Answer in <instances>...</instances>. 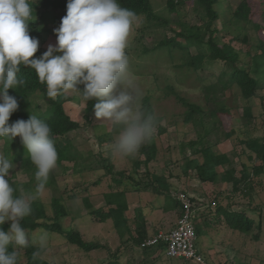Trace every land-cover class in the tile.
I'll list each match as a JSON object with an SVG mask.
<instances>
[{"label":"rangeland","instance_id":"1","mask_svg":"<svg viewBox=\"0 0 264 264\" xmlns=\"http://www.w3.org/2000/svg\"><path fill=\"white\" fill-rule=\"evenodd\" d=\"M54 1L67 4V0ZM239 2L220 0L215 5L218 18L211 28H215L219 43L231 42L239 54V65L252 68V59L259 52L258 35L264 38V0L251 2L255 9L252 19L262 27L259 32L254 29L252 22L234 18L233 11ZM151 4L161 20H149L142 14L135 16L125 49L129 58L127 78L134 85L139 103L143 96L148 95L154 115L166 129L162 134L153 130L156 156L148 163L149 173L144 172L142 164L135 165L144 158L140 149L127 158L113 157L110 147L122 129L111 133V122L97 119L94 111H85L86 100L82 90L65 91L69 99L64 104V110L78 122V128L69 132L60 142L68 145L73 157L56 165L44 191L33 201L49 207L52 197L60 198L69 210V215L61 220V224L79 231L84 240L99 242L106 245L107 249L84 252L67 242L62 235L42 228L26 230L29 243L40 249V257L49 264H102L110 261L111 254L117 250L115 259L119 264H139L143 260L151 262V256L154 257V264H188L181 258L167 259L162 254L144 257L141 250L130 243L126 246L121 244V238L125 239L126 234L119 236L111 219L100 222L88 215L83 206V197L87 196L94 204H101L104 193L125 188L114 182V178H119L117 174L106 172L104 165L108 158L114 171L123 172L125 180L130 176L129 179L133 177L140 182L147 181L152 179V174H157L170 183V196L171 192H183L190 197L198 213L196 220L200 229L196 248L207 264H264V173L254 177L251 188L244 183L237 191H232L230 183L202 180L195 170V161H202V155L197 150L206 145L231 160L236 175L242 168L251 173L255 164L264 165L247 145L253 139L264 144V82H260L261 88L256 97L245 100L235 86L228 83L224 85L231 70L229 64L210 61L204 54L198 53L194 46H190L187 52L173 47H159L161 40L173 37L174 32L187 26H199L206 37L204 27L208 19L196 0H177L175 12L169 11L166 0H151ZM47 10L56 20L47 18L42 23L43 32L34 36L39 40L35 57L45 52L50 44H56L57 36L53 30L59 27L62 17L66 15V6L52 5ZM43 11L40 8L34 14L35 18ZM78 87L82 89L83 85ZM179 98L197 104L206 113H213L217 106L223 104L229 113L225 116L217 114L213 118L206 116L203 120L197 116L187 118L188 109ZM32 107L35 111L45 109L44 102L37 94L32 98ZM219 122H222L221 125ZM0 155L12 159L14 164L5 177L10 186L16 190L17 196L23 195L30 199L36 194L35 165L30 158L22 160L14 150H7L1 138ZM216 170L220 173L223 168L217 166ZM128 190L126 187V192ZM132 192L134 195L129 200L130 206L124 213L130 226L136 222V204L143 206L152 200L160 203L164 201V196L154 197L152 191L142 189V186ZM213 202L225 208L245 210L249 216H256L252 209L259 207V238L254 240L251 235L229 228L222 215L218 218L215 215L216 205ZM179 215L178 210L177 217ZM41 236L46 237L45 248H40ZM18 251L20 263H23L26 259L25 249Z\"/></svg>","mask_w":264,"mask_h":264},{"label":"clouds","instance_id":"2","mask_svg":"<svg viewBox=\"0 0 264 264\" xmlns=\"http://www.w3.org/2000/svg\"><path fill=\"white\" fill-rule=\"evenodd\" d=\"M34 19L31 0H0V138L12 141L20 137L36 167L37 182L36 194L30 199L15 195L5 178L14 164L0 155V264H20L18 249L27 248L30 242L21 221L31 215V201L44 191L58 160L47 122L31 114L27 120L9 124L19 108L9 89L25 84L18 78L21 65L35 70L51 99L67 90H82L86 101L96 100L95 117L122 128L110 147L113 157L134 155L150 139L155 125L154 117L142 110L127 78L125 49L135 23L133 11L121 7L118 0H67L66 15L53 30L57 42L39 57L34 56L39 40L29 33V22ZM8 221L10 226L4 230ZM45 247L46 237L41 236L40 248ZM38 255L34 253L33 258Z\"/></svg>","mask_w":264,"mask_h":264},{"label":"trees","instance_id":"3","mask_svg":"<svg viewBox=\"0 0 264 264\" xmlns=\"http://www.w3.org/2000/svg\"><path fill=\"white\" fill-rule=\"evenodd\" d=\"M204 11L206 18L208 19L204 30L207 32L205 37L201 33V28L197 25L183 27V30L174 32L173 37L164 38L158 44L159 47L167 46L178 48L182 51L187 52L190 46H194L198 53L204 54L210 61H220L227 63L230 66V72L228 75V80L225 84L235 86L240 93V96L245 100H251L256 97L257 92L260 90V82H264V38L258 35V45L257 50L259 51L252 59V68L248 65H239V54L233 48L230 41L219 43L216 39V30L211 28V25L218 18V11L215 5L220 0H196ZM177 0H166V5L171 12L176 10ZM252 0H240L233 11V16L237 20H243L249 23H253L254 29L259 32L262 30L260 24L255 22L253 14L255 12L252 6ZM33 13L36 14L40 8H43V12L37 16L34 20L29 22V33L31 36H37L43 32L44 28L42 23L46 21L47 18L54 21L56 17L50 14L47 10L49 6L60 5L66 6L67 4L62 2H55L54 0H37L32 2ZM121 7L127 8L137 15H145L149 20H161L159 16L155 14L152 8L151 0H118ZM47 10V11H46ZM254 21V22H253ZM181 39L183 41H181ZM245 41V38H243ZM18 78L25 80V84L18 87V89H9V94L17 98L19 102V108L14 112L9 119V124L17 119L27 120L31 114L36 115L38 118L47 122L51 128V138L53 139L55 148L58 153L57 164L62 161L69 160L73 157L68 149V145L61 143L60 140L67 137L68 133L78 128V122L65 112L64 104L69 99L65 92L59 94L55 99H51L47 95L46 84L40 83L35 70L30 67H25L21 65L20 72L18 73ZM38 95L45 104V109L43 111H35L32 107V98ZM180 101L187 107V118L197 116L200 120L209 116L210 118L215 117L217 114L220 116H225L229 113L227 106L221 104L217 106L214 112L206 113L200 106L194 103H189L183 98H179ZM96 100L86 101L85 111H94V104ZM140 106L145 114L152 115L155 120L154 129H156L158 134L165 132V127L159 122V118L154 115V110L150 102V97L145 95L140 100ZM37 107V106H36ZM215 122V121H214ZM220 125L222 122H219ZM217 126V125H216ZM121 126H113L110 130L111 133H116L121 130ZM5 142V147L7 150H14L15 154L23 159L30 158L27 149L22 145L20 137H16L12 141L7 138H1ZM249 148L254 151L256 158L260 159L264 163V144H261L259 140L253 139L247 142ZM202 155V161L200 163L195 161V170L197 175L202 180H209L211 182H216L218 180H223L226 183H230L232 191H237L242 184L251 185L253 183L254 177H257L264 173V165L262 163L255 164L252 167V172H248L246 168H242L238 171L236 175V170L232 165L231 160H229L225 155L215 152L210 145H206L199 150H197ZM140 153L144 157L143 160L136 162L137 165L144 166V172L149 173L147 168L148 163L152 161L156 156V144L154 142L153 136L146 141L140 147ZM251 158V157H249ZM108 161L104 167L107 173L117 174L119 178H114V182L117 185H124L125 188L112 189L103 196V202L101 204L92 203L87 196L82 198L83 206L86 209L88 215L96 219L97 221L104 222L111 219L114 229L117 230L119 236L123 233L126 234V238L121 241L123 246L130 243L133 247L140 249L144 257H148L155 254H163V246H150L141 247L140 244L147 238V232L145 229V220L139 214L136 215V222L134 224V233L131 232L130 223L125 212L128 209L127 202L125 200L126 186L131 185L135 190L147 189L152 191L157 195H163L166 203L169 207H174L181 213L182 206L180 202L173 196H170L169 185L165 178L157 174H152V179H147V181H141L135 178H130V176L125 178L122 171H114L112 164L108 158ZM221 166L223 168L222 172H217L216 167ZM129 183V184H128ZM248 193V192H247ZM15 195L16 192H15ZM169 200V201H168ZM215 211L217 218L222 215L225 224L232 230L239 231L245 235H251L254 240L259 238L261 233L260 228V208H253L252 210L256 213V216H249L245 210H235L229 207H223L221 204H216ZM32 213L31 215L25 217L21 224L25 230H35L42 228L49 232H54L62 235L67 242L76 246L78 249L89 252L97 249H107L106 245L99 242L86 241L82 238L79 231L75 230L70 226H63L61 220L69 215L68 208L63 204V202L58 197H52L49 202V207L45 206L43 203L38 201H31ZM210 208V205H208ZM48 209L50 213L48 212ZM213 214V213H212ZM197 215L194 217V225L196 234L199 233V227L197 224ZM10 224L7 222L2 226L4 230H8ZM25 249L26 259L20 264H49L45 259L40 257V249L29 243V246ZM109 250V249H108ZM38 252L39 255L34 259L33 254ZM117 252L111 254L112 259L106 261L102 264H119L115 259L117 257ZM152 261L147 262L146 260L141 261L139 264H154V257L151 256ZM187 262V261H185ZM188 263V262H187ZM189 264V263H188ZM235 264V263H233ZM237 264V263H236Z\"/></svg>","mask_w":264,"mask_h":264},{"label":"built area","instance_id":"4","mask_svg":"<svg viewBox=\"0 0 264 264\" xmlns=\"http://www.w3.org/2000/svg\"><path fill=\"white\" fill-rule=\"evenodd\" d=\"M172 196L182 206L174 226L169 230H157L148 235L140 246L162 245L166 258H181L189 264H207L196 248L197 234L193 221L196 212L190 197L183 192H172Z\"/></svg>","mask_w":264,"mask_h":264},{"label":"crops","instance_id":"5","mask_svg":"<svg viewBox=\"0 0 264 264\" xmlns=\"http://www.w3.org/2000/svg\"><path fill=\"white\" fill-rule=\"evenodd\" d=\"M168 182V181H167ZM170 183L168 182V185ZM124 186V185H123ZM129 190L125 192V198L127 202V206L129 208V200L133 197L134 187L131 185L126 186ZM170 188V185H169ZM132 190V191H130ZM130 191V192H129ZM138 193V192H137ZM144 193V192H143ZM154 197L160 196L155 193H151ZM163 196V195H161ZM172 196V192H171ZM155 199V198H153ZM163 202H158L157 200H152V202L148 204H136L135 213L142 216L145 220V229L147 235L154 233L157 230H169L171 229L176 220L178 210L174 207H169V204L165 202V198ZM128 210V209H127ZM128 218V217H127ZM134 226H130L131 232L134 233ZM169 259V258H167ZM173 259V258H172Z\"/></svg>","mask_w":264,"mask_h":264}]
</instances>
